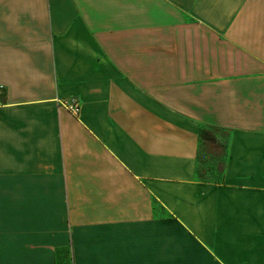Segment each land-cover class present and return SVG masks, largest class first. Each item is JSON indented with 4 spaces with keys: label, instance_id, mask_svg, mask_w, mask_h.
Returning <instances> with one entry per match:
<instances>
[{
    "label": "crops",
    "instance_id": "1",
    "mask_svg": "<svg viewBox=\"0 0 264 264\" xmlns=\"http://www.w3.org/2000/svg\"><path fill=\"white\" fill-rule=\"evenodd\" d=\"M0 264H264V0H0Z\"/></svg>",
    "mask_w": 264,
    "mask_h": 264
},
{
    "label": "rangeland",
    "instance_id": "2",
    "mask_svg": "<svg viewBox=\"0 0 264 264\" xmlns=\"http://www.w3.org/2000/svg\"><path fill=\"white\" fill-rule=\"evenodd\" d=\"M225 144V139L220 138L217 145L212 143H207L203 146V149H206V153L201 155L199 162V176L203 181H218L221 169L223 166V154H220L224 151L223 147ZM219 146H222L219 148Z\"/></svg>",
    "mask_w": 264,
    "mask_h": 264
},
{
    "label": "built area",
    "instance_id": "3",
    "mask_svg": "<svg viewBox=\"0 0 264 264\" xmlns=\"http://www.w3.org/2000/svg\"><path fill=\"white\" fill-rule=\"evenodd\" d=\"M62 105L72 111L74 114H78L81 110L80 102L76 98L64 99L61 101Z\"/></svg>",
    "mask_w": 264,
    "mask_h": 264
},
{
    "label": "trees",
    "instance_id": "4",
    "mask_svg": "<svg viewBox=\"0 0 264 264\" xmlns=\"http://www.w3.org/2000/svg\"><path fill=\"white\" fill-rule=\"evenodd\" d=\"M199 135L201 138H205L207 136V134L204 130H200Z\"/></svg>",
    "mask_w": 264,
    "mask_h": 264
}]
</instances>
